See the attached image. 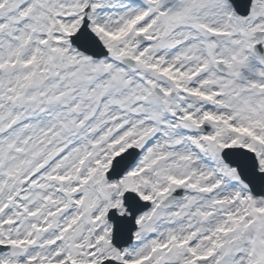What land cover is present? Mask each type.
<instances>
[{
    "label": "snow or ice",
    "instance_id": "snow-or-ice-1",
    "mask_svg": "<svg viewBox=\"0 0 264 264\" xmlns=\"http://www.w3.org/2000/svg\"><path fill=\"white\" fill-rule=\"evenodd\" d=\"M0 264H264V0H0Z\"/></svg>",
    "mask_w": 264,
    "mask_h": 264
}]
</instances>
